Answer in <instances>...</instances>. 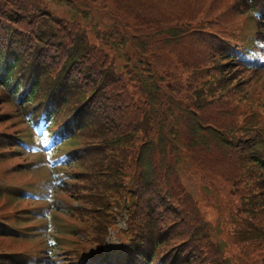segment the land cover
Instances as JSON below:
<instances>
[{"label": "trees", "instance_id": "16d2710c", "mask_svg": "<svg viewBox=\"0 0 264 264\" xmlns=\"http://www.w3.org/2000/svg\"><path fill=\"white\" fill-rule=\"evenodd\" d=\"M111 1L116 7L124 4L128 7V2L132 0ZM141 1L134 13L137 14L136 19L141 22L142 32L148 28L157 30L155 50L173 53L177 64L187 73L182 81L186 86L181 85L174 75L179 85L173 84L170 87L173 96L180 100V106L175 112L168 108L169 104L165 105L163 95L148 94L149 91L127 93L125 84L120 83V76H113V80L97 82L95 76H102L101 67L105 66L101 63L102 52L88 46L81 31V34L78 30L66 31L59 26L52 31L48 26L50 33L46 37L43 34L46 31L40 27L39 30L36 27L20 30L23 27H20L19 23H29L31 14L38 9L37 2L12 0L15 10L22 16L15 20L9 18L6 13L7 2L0 0V40L5 31L6 42L9 45L14 44L11 47L18 52L20 47H25L21 45L17 32L24 30L31 31L36 42L35 61H25L26 66L21 69L24 78L31 75L36 78L34 98L45 89H53L52 85L57 86L65 98L59 103L58 116L73 115L78 131L76 136L83 144L89 145L85 156L74 164L78 170H70L73 179L80 178L90 187V195L87 197L89 206H86L88 218L81 221L87 223L89 220H95L99 223L105 215L104 211L111 198L110 193L119 192V187L124 192H131L130 185L133 180L136 214H133L132 226L134 239L137 241L136 258L153 250L152 258L160 259L166 264L170 261L173 264H226L206 232L203 233L197 228L195 213L183 207L182 201L187 197L173 167L174 158H170L168 153L169 143L173 141L182 148L197 168L219 175L229 183L238 208L247 220L246 225L237 224L231 234L243 244L242 250L247 249L249 255L257 256L256 264H264V247L262 250L258 247L261 237L264 239V177L261 178V174L264 175L222 146L221 134H225L229 129V135L238 131L236 123L241 122L240 118L237 120L236 117L238 111L235 110L228 119L219 116L226 106L241 100L244 91L242 79L245 74L250 73L249 70L234 65L233 60L217 45L221 37L228 36V29L233 30L240 13L246 12L245 0H231L222 8L218 1L214 0L215 6H210L205 14L213 22L206 30L195 29L193 20L189 21L182 15L184 8L177 11L179 19L166 22L176 5L181 1L190 4V0H175L165 17L156 15L157 6L163 0ZM258 4L264 8V0L254 2V5ZM193 5H198V1ZM260 14V19L255 22L260 38L264 40V10ZM48 19L49 17H46V20ZM174 23L180 24L172 25ZM9 24L13 28L8 30ZM29 24L37 26L38 22L33 20ZM67 33H70L69 37ZM15 34L19 41L13 39ZM230 35V38L237 39L234 32ZM3 45L4 42H1L0 49ZM40 45L44 48L38 49ZM2 51L0 53H3ZM14 51L12 53H15ZM32 51L33 49H30V52ZM19 56L22 57V54ZM253 68L254 72H260L261 63H256ZM91 77H95L93 81ZM223 89L227 93H223ZM187 90L191 91L190 95ZM1 92L0 101H8L11 106V99L4 91ZM112 100L121 104L120 107H115L117 119L111 116L112 110L109 107ZM251 119V116L245 117L243 121ZM228 122L232 125H226ZM204 131L205 135L198 134ZM7 132H0V159H3L2 156H5L8 149L5 143L6 140L9 141ZM200 140L207 147L217 146L221 150L214 153L212 150L213 156H209L200 150ZM196 143L198 146H195ZM76 145H80V142ZM122 166L139 169V172L130 181H124L123 176L118 174ZM83 172L84 174H81ZM144 219L147 226L141 229L140 224ZM174 220L184 223L179 237L168 233L172 231ZM68 227L71 228L69 232L77 238V232L71 231L77 227ZM76 238L71 241L72 245H77ZM63 241L64 239H60L58 244ZM6 250L8 249L3 248L0 251ZM9 260L10 258L5 257L4 264H12Z\"/></svg>", "mask_w": 264, "mask_h": 264}, {"label": "rangeland", "instance_id": "374dc122", "mask_svg": "<svg viewBox=\"0 0 264 264\" xmlns=\"http://www.w3.org/2000/svg\"><path fill=\"white\" fill-rule=\"evenodd\" d=\"M5 1L8 4L6 9L8 17L15 20L18 18H22L21 14L18 13L15 10V7L12 5V0ZM24 1L27 3H38V9H35V11L31 14L32 16L29 20V23L33 20L37 21L38 25L35 26L34 24H29L28 22L21 21L19 23V26L23 28H20V30L30 29L31 27H36L37 30H39L40 27L41 30L46 31L43 32L46 37L47 34L49 35L50 33L47 28L48 26L52 31H55L56 27L59 26V28L66 29V31L74 32L78 30L80 34L82 32L86 36L90 44L95 46V49L102 52L101 63H104L105 66L102 65L101 67L102 76L96 74L95 77H97V82H99L100 80H103V82L113 80V76H120V83L121 85L122 83L125 84L127 93L134 94V91H136L137 93H139V91H149L148 94L157 93L159 95H163L162 99L165 105L167 106L169 104L168 108L170 110L174 112L177 111L178 107L180 106V100L173 96L170 87L173 84L179 85L175 76L177 77L181 85L186 86L182 83V81H184V79L186 78L187 73L182 70L177 64L176 56L173 53L168 54L166 53V51L155 50V41L158 35L157 30L148 28L144 32H142L143 27L140 25L141 22L136 19L137 14L134 13L138 4L142 2L141 0H132L128 2V7L125 4L121 5V7H116V5L111 0ZM156 1L157 0H154V2ZM195 1H198V5H193ZM217 1L220 4V8H222L231 0H224L223 2H221V0ZM173 4H175V0H163L161 4L157 6L156 15L159 17L167 16ZM210 6H215L214 0H190V4H187L186 1H181L178 6L176 5V9L170 13V16L166 18V22L179 19L177 17V11L178 9L184 8L182 10V15L186 16L189 21L193 20V27L195 29L206 30L213 23L212 20L207 18L205 15L207 13V9ZM46 17H49V19L46 20ZM179 24L180 23H174L172 25ZM184 30L186 29L184 28ZM15 31L17 32V30ZM17 34L21 39V45L25 47L21 48L18 44L21 49H18V52L22 54V59H18L17 64L20 67H23L26 65L24 61H30L33 58V56L31 57L30 55L35 52L36 42L31 31L24 32V30H22L21 32H17ZM67 34L69 37L70 33ZM4 35L5 31H3L2 33V40H0V43L6 42ZM18 36H16L15 34L13 39L19 41ZM184 37V39H186V36ZM77 43H79V40ZM27 47H29V49H26ZM43 48L44 47H42L41 45L38 47V49ZM30 49H33V52H30ZM97 50H95L96 53L100 55ZM227 69L229 70V68ZM95 77H91L92 81ZM242 81V87L244 91H242V97L240 103L238 104V109L248 112L245 117H254L253 119L249 120L251 124L246 127L249 128L250 126L255 124L256 118L260 117L258 113H261L264 110V95L261 93H257V86L255 90L251 89L252 93H250L248 82L244 80ZM12 87L13 86L11 85L8 88L12 89ZM261 87L262 91H264V85L262 84V82L259 83V88ZM26 90L27 87L20 88V90L17 92V97H21L23 93L26 92ZM224 90L225 89H223V91ZM259 91H261V89H259ZM187 93L188 95H190L191 91L187 90ZM120 105L121 104L117 100H112V104L109 107L112 110L111 116L115 117V119H117L115 107L118 108L120 107ZM254 109H257V111H255ZM0 115L2 116V120L0 121V132L8 131L7 134H11L17 133L18 131L21 135H24V128L22 124H19L18 120L15 119L16 115L14 114L12 107L7 102L2 103V101H0ZM3 115L5 117H3ZM219 116L220 118H226L227 115ZM245 117H240L241 122H243V119ZM198 134H200V132ZM72 139V141L63 145L61 149H58L57 154L62 153L63 151H67L69 150V148H72L74 146H77L76 143L78 141L80 142V145L83 144V141L77 137H74ZM44 144L47 147L51 145V140H49V136L47 133L44 134ZM199 145L201 146L200 150H203L209 156H213L214 152H218L221 150L217 146H214L212 148L207 147L201 140ZM195 146H198V144L196 143ZM168 148L169 153L171 154L172 158H174V168L177 169L178 175L182 180L180 182V186L187 197L186 200L182 201V204L186 206H188L189 204L198 205L201 216L203 218V230H201L203 231V233L206 232L208 238L212 239L214 243H222V253L225 255V257L229 258L230 256L226 237L222 234L223 225L228 221L230 223L240 224V217L242 216L231 186L229 185V183L222 180L219 175L211 173L210 171H199L194 166V164L190 162L185 152L176 142L173 143V141H171ZM80 153L82 154L81 150ZM13 154H17L18 156L24 154V158L20 157L22 160L17 158L0 159V169L2 171L1 174L8 180L9 183L19 185L28 180V177L31 175L30 171H36L40 166L32 168L30 166L28 167V164H26L28 169L24 167L25 164H20V167L13 166L20 161H27V163H29L32 160V156H30L26 151H23V153L10 152L6 153L5 155L11 157ZM125 168L129 171V166H125ZM41 169L42 168H40V170ZM72 170H78V168H73ZM128 173H130V171ZM49 174L52 179V172H50ZM81 174H84V172ZM78 179L82 182L81 185L82 187H84V191L82 190ZM78 179L75 184L72 182V184L68 183L63 186L67 188L66 190L68 191V193L65 192V190H61L59 193H57L56 198L53 197V199L50 201L52 209H57L59 207L66 210V205L70 206L69 202L71 204H74L76 201L75 198L79 197L82 198V201L79 202L81 206L79 207V210H77V215L81 211L85 214V216L87 215V209L83 208L85 206H89V204L87 203V196L90 193V187L88 184H86V182H83L80 178ZM71 187H74L73 189L75 198L70 200L69 189L71 190ZM115 196L116 194L114 193V197ZM113 202L114 198L112 199L111 204ZM3 203L7 202L0 200V215L5 214L6 210L21 209L25 205L23 203H7L8 205L4 207L2 206ZM52 212L51 215L48 216V220H53L54 217L56 220V216L55 214L52 215ZM57 216L61 215L57 214ZM61 217L64 221L69 220V218H65L63 216ZM108 219H110L109 213H105L104 217L100 220L99 223H96L95 220H89L87 223H80L78 226L83 227L82 234L77 233V245L74 246V248H77L74 251L78 252L79 250H83L86 249V247H89V244H95V242H92L89 239H93L99 236L103 230L108 231V229H110L109 236L107 238L108 243H113L120 240L122 233L121 231L118 232V217H116L115 221L112 224L108 225L107 229L106 221ZM72 221L74 223L79 222L77 219H72ZM36 223H40V220L30 219L29 224H27L29 226L24 230L26 232H33V225H35ZM87 225V229H89V231L85 233V228ZM118 225L122 227L123 224L120 222L118 223ZM173 227L175 229H180L182 227V224L181 222H176ZM79 231L80 228L77 232ZM45 232L46 231L43 232V235ZM111 232L117 234L118 240L113 236V233ZM173 232L174 231H170L168 233L172 234ZM180 233L181 231H179V234ZM45 236L50 237L48 232L45 233ZM37 242H39L38 239L33 240L30 244V247L28 249H24L22 244L19 245V242L8 241L0 238V250L6 248L15 252H17L18 250L26 253L29 251V249H32L33 246L37 247ZM62 246L63 248H70L72 246L71 239L65 241ZM55 251L56 249H54V252ZM55 253H57L58 255L60 254L59 251H56ZM233 261L235 262V264H252L253 259L248 258L246 261H243L238 257L233 256Z\"/></svg>", "mask_w": 264, "mask_h": 264}]
</instances>
